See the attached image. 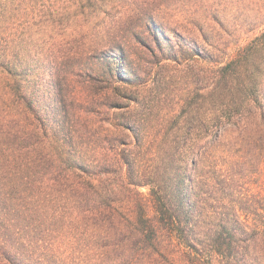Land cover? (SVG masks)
<instances>
[{"label":"trees","instance_id":"1","mask_svg":"<svg viewBox=\"0 0 264 264\" xmlns=\"http://www.w3.org/2000/svg\"><path fill=\"white\" fill-rule=\"evenodd\" d=\"M10 62L0 45L1 72ZM260 72L249 57L220 67L214 120L224 130L200 146L177 138L190 128L148 146L117 138L126 126L117 145L108 132L85 142L97 130L78 128L59 91L54 158L30 167L20 154L0 168V264H264ZM17 76L25 94L26 76ZM227 122L231 139L220 141Z\"/></svg>","mask_w":264,"mask_h":264},{"label":"rangeland","instance_id":"2","mask_svg":"<svg viewBox=\"0 0 264 264\" xmlns=\"http://www.w3.org/2000/svg\"><path fill=\"white\" fill-rule=\"evenodd\" d=\"M0 45L12 67L0 70V168L20 154L30 167L54 158L59 91L78 128L97 130L85 142L108 132L117 145L126 126L117 138L148 146L190 128L177 138L200 146L224 130L214 120L220 67L249 57L264 77V0H7Z\"/></svg>","mask_w":264,"mask_h":264}]
</instances>
